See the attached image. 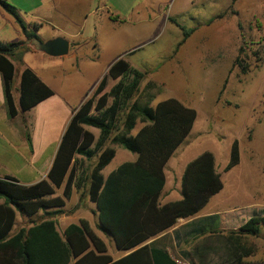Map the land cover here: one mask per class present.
I'll return each mask as SVG.
<instances>
[{
    "label": "trees",
    "instance_id": "trees-1",
    "mask_svg": "<svg viewBox=\"0 0 264 264\" xmlns=\"http://www.w3.org/2000/svg\"><path fill=\"white\" fill-rule=\"evenodd\" d=\"M0 6L15 17L26 38H32L13 6L5 0H0ZM179 27L182 38L176 47L194 31L193 28ZM26 47L22 40H0V73L10 118L18 113L12 97V60H18L21 53L18 51ZM242 52L240 47L233 65L244 72L246 65L240 59ZM109 78L115 83L106 89ZM143 78L144 72L131 66L126 59L116 60L97 83L91 96L73 112L46 177L31 185H22L11 176L0 178V264H126L136 252L143 250L142 243L171 228L179 219L197 215L222 189L223 182L215 169L214 156L205 151L185 165L180 179L181 198L160 203L159 196L166 181L165 164L190 132L196 111L176 98H168L152 106L154 95L150 90L141 100L137 94ZM144 87L153 88L154 84L148 82ZM52 94L53 91L31 69L22 70L19 84V107L22 112ZM119 121L122 129L111 136ZM137 121L143 125L132 134ZM84 126L97 128L98 136L95 138ZM109 138L112 143L136 153L137 159L121 163L104 177L101 171L115 155L113 147H103ZM26 140L31 147L28 133ZM239 154V143L234 139L226 170L239 162ZM77 155L87 159L96 156V161L90 170L80 171ZM57 189H61L60 194H56ZM73 189L83 190L95 204L98 226L111 236L118 250L125 252L140 247L112 261L105 243L92 232L84 219L79 223H70L60 234L55 216L63 212ZM38 211H46V217L10 236L16 213L31 217ZM240 213L237 228L229 231L224 240V244L231 246L227 249L231 254L228 251L225 254L230 264L243 263V257L250 250L245 248L242 239L257 235L259 225L264 226V208ZM206 218L209 222L205 229L210 233L218 231L220 214ZM149 250L151 264H179L165 249L151 245ZM197 255L202 258L205 252H198Z\"/></svg>",
    "mask_w": 264,
    "mask_h": 264
},
{
    "label": "rangeland",
    "instance_id": "rangeland-1",
    "mask_svg": "<svg viewBox=\"0 0 264 264\" xmlns=\"http://www.w3.org/2000/svg\"><path fill=\"white\" fill-rule=\"evenodd\" d=\"M126 1L129 2V5L119 12L120 16L128 17L131 21L146 16L154 17V20L155 17H162L164 22L158 23L155 20L146 35L136 38L117 36L115 27L113 33L115 38H119L110 47L107 57L112 58L121 51L128 50L130 52L126 56L132 65L141 71L150 73L152 72L150 70L159 67L166 60V54H169L174 44L182 38V30L176 25L177 23L185 28H192L200 26L202 20L219 13V18L214 19L207 27L199 29L193 36L195 42L200 44L199 48L197 47L199 49L198 57L195 58L191 66H186L181 61L176 64L181 75L180 80L183 79L187 90L184 93L187 99L184 100L195 109L196 118L190 132L176 147L164 167L166 177L164 190L175 188L173 194L177 196L180 195V179L185 165L205 151H210L213 154L215 169L220 174L223 187L195 216L208 211L219 213L218 231L205 237L189 238L182 242L180 247L190 249L198 246L203 251L206 243L214 242L217 245L211 248L207 255L197 260L217 263L222 257L226 258L225 254L228 251L221 248V244L225 240L223 234L237 228L240 222V212L252 208H264V0H235L234 2L232 0H212L213 4L210 3L211 0H194L192 6L187 4L186 0H167V6L161 14L158 11L146 14L133 9L135 4L145 0ZM184 7L186 11L180 12V8ZM98 26L99 29L95 30L93 23L89 22L83 29L82 36L88 37L97 31L98 36L102 38L103 33L100 25ZM41 30L40 39L56 36L59 31L48 26ZM64 31L68 33L74 30L66 29ZM240 47L243 48L240 59L246 65L244 72L239 66L233 65ZM177 48L175 46V49ZM173 51L175 52L174 49ZM19 60L33 69L72 62L69 57H51L29 51L21 52ZM216 60L220 62L219 65H224L226 72L223 74L220 71V76L208 77L207 70L203 73V68ZM17 69H19V64H17ZM71 77L73 78L71 80H74V77ZM148 82H152L154 87L146 89L144 86ZM170 83L172 87L179 90V94L184 98L180 82L173 83L168 79L165 82H159L149 79L146 74L140 83L137 96L144 100L145 94L150 90L154 95L151 101V105H153L156 97H163L168 91L164 86ZM90 85L91 78L86 76L73 89L75 99L83 94V91ZM93 90L87 94L86 98L91 96ZM42 121H45L46 127H50L51 124L47 122V119L43 118ZM34 123L38 127L41 121L38 124ZM141 125L143 123L137 121L131 132ZM84 127L90 129L95 138L98 136L97 128ZM121 129L122 124L119 121L111 136ZM110 138L105 141L103 147H113L115 155L102 170L104 176L136 155L121 145L112 143ZM234 139H237L239 143V162L226 170ZM50 151L42 149V145L37 144V153ZM95 161L96 156L87 159L77 155V165L80 171L90 170ZM14 170L15 168H13ZM27 170H29L28 167L22 165L21 171L19 170L15 175L26 181V179H30L25 176ZM36 171L38 172V170ZM34 176L39 179L40 173H34ZM58 191L61 193V190ZM72 194L64 206L70 221H74V217L79 212L92 213L90 206L93 207L94 203L89 201L83 190H73ZM162 197L163 195L159 197V200ZM64 209L63 211H65ZM45 213L46 211H38L25 225L44 219ZM187 219L189 220V218ZM94 221L97 224L96 217ZM180 223V228H183L184 222L180 221ZM242 242L245 248L250 250V253L243 257L242 264H264V226L260 224L259 233L244 237ZM202 251L197 250V253ZM170 253L173 256L177 254L172 248ZM228 253L231 254L230 250Z\"/></svg>",
    "mask_w": 264,
    "mask_h": 264
},
{
    "label": "crops",
    "instance_id": "crops-1",
    "mask_svg": "<svg viewBox=\"0 0 264 264\" xmlns=\"http://www.w3.org/2000/svg\"><path fill=\"white\" fill-rule=\"evenodd\" d=\"M5 1L13 6L16 14L25 24L26 32L32 35V38L27 39L15 17L0 6V40L2 42L22 40L27 46L23 51H29L31 53L39 52L51 57H69L72 59L70 64L65 63L57 66L52 65L38 69L31 68L19 59H13L14 76L12 81V97L18 113L12 118H10L7 114L3 91V80L0 73V178L11 176L18 180V182L22 185H31L46 177L61 137L73 112L79 108V106L86 99L87 94L95 88L100 79L107 73L111 64L119 58H124L131 66L137 68L135 65H132L127 58L126 55L130 52L128 50L121 51L112 58L107 57V52L110 50V47L114 44L116 39L119 38H115L113 33L114 28L116 27L117 36L120 37H143L148 33L151 24H153L155 20L158 23H163L164 18L155 17L154 20V17L146 16L144 18L142 17L136 19L135 21H131L128 17L120 16L119 12H121L124 7L129 5V2L126 0ZM213 1L211 0L210 3L213 4ZM167 2V0L139 1L133 6V9L135 8L136 11L146 14L155 11H158L161 14L164 12ZM185 2H188L187 4L190 6L194 5V0H186ZM185 7L180 8V12H185ZM218 14L219 13L204 21L202 20L200 22V26L192 27L195 31H193V33H191L184 40V42L178 46L177 49H175V46L179 41L178 40L174 44L171 52L166 54V60L159 67L150 70L152 71L151 73L148 71H142L144 72V75L146 74L149 79L151 78L159 82H165L167 79L168 81L171 80L173 83L180 82L183 94L187 92L183 79L180 80L181 75L178 72L176 64L178 61H181L186 66H191L192 62L195 61V58L198 57L197 53L199 49H197V47L199 48L200 44L199 42H195L193 36L199 29L207 27L210 22L219 18L220 16H218ZM168 19L170 20L169 17ZM172 21L174 20L172 19ZM89 22L93 23V28L95 30L99 29L98 25H100V29L103 33L102 38L98 36L97 31H94L93 34L88 37L82 36L83 29L86 28ZM34 23H37V25L35 26ZM217 23L221 22L217 21ZM176 25L178 27L183 26L178 23ZM45 26L51 27L52 29H58V35L49 37L48 39H40L42 34L41 29ZM66 29L74 31L67 33L64 31ZM55 37H62L68 41V50L66 54L53 56L45 53L39 48V43L46 42ZM23 51H18V53ZM219 63L220 62L216 60L211 65L204 66L203 73L207 70L208 77L220 76V71L225 74L226 69H224V65H219ZM17 64H19V69H17ZM24 68L31 69L34 74L53 91V94L41 100L30 109L22 112L19 107V84L20 74ZM71 76L74 77V80H71L73 79ZM86 76H90L91 85L88 89L83 91V94L75 99L73 89L76 88L77 84L86 78ZM114 83L115 80L109 78L106 89L110 88V86ZM170 84L164 86L168 89V91L163 95V97H156L155 103L152 106H155L162 100L176 98L185 106L191 107L186 100H184L187 99L185 94L183 98L182 95L179 94V90L174 86L172 87V84ZM28 115H30V117H28ZM43 118L47 119V122L51 124L50 127L45 126V121H42ZM40 121L41 123L37 127L34 122L38 124ZM140 127L132 132V134H135ZM26 133L30 136L31 147H29L26 140ZM37 144H39V146L42 145V149H49L51 151L37 153ZM136 159L137 154L129 161H134ZM22 165H26L29 169L25 172V176L30 179H26V181H23L15 175L19 170L21 171ZM13 168H15L14 171ZM36 170L40 173L39 179L34 176V173L38 174ZM58 190L61 189H57L56 194L60 193ZM173 190H175V188L164 190L163 187L160 193V196L163 195V197L159 200L161 204L179 200L181 198V193L180 195L175 196L173 194ZM72 195L73 194H71V197ZM90 210L92 213L88 211L79 212V214L74 217V221H70L68 219L69 215H67L66 210L63 211L55 216L56 228L60 234H63L65 228L70 223H79L81 219L86 220L92 232L105 243L107 254L112 257V261L122 258L123 256L138 249L140 246H144L143 250L136 252L133 258L126 264H151L152 259L149 248L153 245L156 248L165 249L175 262H177L176 259L181 261L179 264H230V262L226 261L223 257L219 259V262L217 263L206 262V260H197L199 258L197 250L201 251L200 247L194 246L190 249L180 247L182 242L187 241L189 238L211 235L212 233L205 229L209 222L206 220V217L218 214L217 212L208 211L203 214L200 213L198 216L189 218V220L179 219L177 224L171 228L146 240L140 246L124 252L118 250L115 247L111 236L103 232L99 226H97L98 222L97 224L95 223V217L98 219L95 204L93 207L90 206ZM31 217L16 213L15 223L10 231V236L16 234L21 228L29 227L30 224L26 226L25 223ZM180 221L184 222L183 228H180L181 226H179L181 225ZM223 235L226 236L227 233ZM216 245L217 244L214 242L206 243L204 245L205 248L203 249L205 255H207L209 250ZM230 247L231 246H229V244H224V241L221 244L222 249L227 250ZM171 248L176 251V256H173L170 253Z\"/></svg>",
    "mask_w": 264,
    "mask_h": 264
},
{
    "label": "water",
    "instance_id": "water-1",
    "mask_svg": "<svg viewBox=\"0 0 264 264\" xmlns=\"http://www.w3.org/2000/svg\"><path fill=\"white\" fill-rule=\"evenodd\" d=\"M39 48L49 55L60 56L67 53L68 41L62 37H55L39 43Z\"/></svg>",
    "mask_w": 264,
    "mask_h": 264
},
{
    "label": "built area",
    "instance_id": "built-area-1",
    "mask_svg": "<svg viewBox=\"0 0 264 264\" xmlns=\"http://www.w3.org/2000/svg\"><path fill=\"white\" fill-rule=\"evenodd\" d=\"M176 261H177L178 263H181V261H180V260H178V259H176Z\"/></svg>",
    "mask_w": 264,
    "mask_h": 264
}]
</instances>
